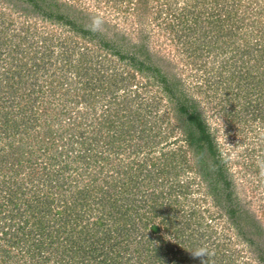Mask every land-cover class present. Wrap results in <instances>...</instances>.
<instances>
[{"label": "rangeland", "instance_id": "obj_1", "mask_svg": "<svg viewBox=\"0 0 264 264\" xmlns=\"http://www.w3.org/2000/svg\"><path fill=\"white\" fill-rule=\"evenodd\" d=\"M198 247L264 264V0H0V264Z\"/></svg>", "mask_w": 264, "mask_h": 264}, {"label": "trees", "instance_id": "obj_2", "mask_svg": "<svg viewBox=\"0 0 264 264\" xmlns=\"http://www.w3.org/2000/svg\"><path fill=\"white\" fill-rule=\"evenodd\" d=\"M182 110H184L183 108H181ZM186 120L188 121V123L191 124L193 130L196 132V135H193V133H187L186 135V140L187 142L190 144L191 142H199V141H204L207 143L208 148H210V139L207 133H205V127L203 125V123L200 121L199 117L194 114V112H190L187 114ZM152 226L153 231L158 230V228L162 227V225L158 226L157 224L155 225L154 223L150 224ZM168 225V224H167ZM165 228H167V226H163ZM156 240H158V244L154 245L152 242V239H147L146 243H147V247L149 248L152 246V250L155 252L156 249L161 246H163V244H166L164 240H162V238H164L161 234H156ZM145 244V242H144ZM162 249V247L160 248ZM154 254V253H153ZM155 255V254H154ZM148 257V261L151 259V254L147 255ZM155 259V258H154Z\"/></svg>", "mask_w": 264, "mask_h": 264}, {"label": "clouds", "instance_id": "obj_3", "mask_svg": "<svg viewBox=\"0 0 264 264\" xmlns=\"http://www.w3.org/2000/svg\"><path fill=\"white\" fill-rule=\"evenodd\" d=\"M101 25L102 20L99 17H94L89 27L92 31H98ZM191 253L194 258H199L201 260V264H207V260H205L204 258H208L211 255L206 247H198L195 250L191 251Z\"/></svg>", "mask_w": 264, "mask_h": 264}]
</instances>
